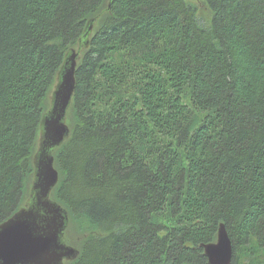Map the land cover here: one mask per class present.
Listing matches in <instances>:
<instances>
[{
	"label": "trees",
	"instance_id": "1",
	"mask_svg": "<svg viewBox=\"0 0 264 264\" xmlns=\"http://www.w3.org/2000/svg\"><path fill=\"white\" fill-rule=\"evenodd\" d=\"M196 3L0 0V223L29 193L64 55L99 14L53 152L79 250L64 264H207L220 222L231 264H264V0Z\"/></svg>",
	"mask_w": 264,
	"mask_h": 264
},
{
	"label": "water",
	"instance_id": "2",
	"mask_svg": "<svg viewBox=\"0 0 264 264\" xmlns=\"http://www.w3.org/2000/svg\"><path fill=\"white\" fill-rule=\"evenodd\" d=\"M99 16L86 22L77 45L67 50L55 76L48 108L39 122L29 193L24 204L0 223V264H64L79 254L64 240L68 212L51 198L59 180L53 152L70 136L66 117L75 90V71ZM202 248L207 264L232 263L234 249L223 222L217 226L215 241L202 244Z\"/></svg>",
	"mask_w": 264,
	"mask_h": 264
},
{
	"label": "rangeland",
	"instance_id": "3",
	"mask_svg": "<svg viewBox=\"0 0 264 264\" xmlns=\"http://www.w3.org/2000/svg\"><path fill=\"white\" fill-rule=\"evenodd\" d=\"M188 1H192L193 3H195V2H197L196 4H197V6H199V0H188ZM204 14H207V13H204Z\"/></svg>",
	"mask_w": 264,
	"mask_h": 264
}]
</instances>
